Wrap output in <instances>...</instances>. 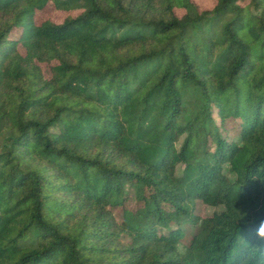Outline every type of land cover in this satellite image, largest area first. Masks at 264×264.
<instances>
[{"label":"trees","instance_id":"trees-1","mask_svg":"<svg viewBox=\"0 0 264 264\" xmlns=\"http://www.w3.org/2000/svg\"><path fill=\"white\" fill-rule=\"evenodd\" d=\"M0 264H264V0H0Z\"/></svg>","mask_w":264,"mask_h":264},{"label":"rangeland","instance_id":"rangeland-1","mask_svg":"<svg viewBox=\"0 0 264 264\" xmlns=\"http://www.w3.org/2000/svg\"><path fill=\"white\" fill-rule=\"evenodd\" d=\"M213 1L214 0H195V2L200 8L210 6ZM76 12L77 10H74V9L72 10L57 9L52 3H48L45 5L44 8L36 12L35 20L37 23H40L41 21L45 19H49L53 22H59L67 13H76ZM178 12L180 13V11ZM13 36H17V32L13 33ZM20 51L23 52V49L20 48ZM216 121H218L217 118H216ZM238 124H239L238 120L229 118L225 121L224 126L221 131L224 135H227L229 138H232L236 133ZM124 205L128 209L135 210L138 207H140L141 204L135 201L132 195V191L128 190L127 200ZM214 210H215V207L204 204L200 201H198L196 204L197 214L201 217L209 216ZM114 213H115L116 218L118 220H121L122 208L121 207L116 208L114 210Z\"/></svg>","mask_w":264,"mask_h":264}]
</instances>
